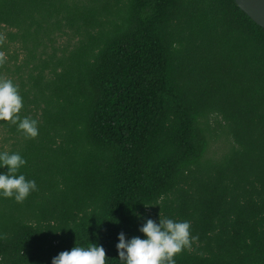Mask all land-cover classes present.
I'll return each mask as SVG.
<instances>
[{"label": "trees", "instance_id": "trees-1", "mask_svg": "<svg viewBox=\"0 0 264 264\" xmlns=\"http://www.w3.org/2000/svg\"><path fill=\"white\" fill-rule=\"evenodd\" d=\"M0 27L32 57L43 37L80 35L19 92L38 134L4 121L37 187L0 197V264L90 242L120 264L117 234L159 214L198 237L176 264H264V29L234 0H0ZM211 115L233 142L218 159Z\"/></svg>", "mask_w": 264, "mask_h": 264}, {"label": "clouds", "instance_id": "clouds-1", "mask_svg": "<svg viewBox=\"0 0 264 264\" xmlns=\"http://www.w3.org/2000/svg\"><path fill=\"white\" fill-rule=\"evenodd\" d=\"M22 97L17 86L10 79L0 78V121L16 124L26 138L38 134L37 121L29 116L21 117ZM26 163L18 152L0 151V197H11L22 202L31 191L36 190V182L26 179L18 169ZM143 236L126 239L125 233L117 234L115 245L120 264H176L175 256L190 248L198 237L191 235L188 220H174L161 217L158 222L151 218L139 227ZM103 246L89 243L88 246L75 245L70 250L59 252L52 257L51 264H105Z\"/></svg>", "mask_w": 264, "mask_h": 264}, {"label": "rangeland", "instance_id": "rangeland-1", "mask_svg": "<svg viewBox=\"0 0 264 264\" xmlns=\"http://www.w3.org/2000/svg\"><path fill=\"white\" fill-rule=\"evenodd\" d=\"M13 32V29L0 27L1 55L3 64L7 67L0 72V78L12 80L18 92L30 87L31 75H34L37 69H43L47 75L59 59L70 54L80 39L77 32L69 29L55 32L50 39L42 38L40 46L34 50L35 56L32 57L28 51L32 46L24 44L18 37H13L11 34ZM44 62H47V67L44 66ZM209 125L211 136L206 158L218 159L232 148L233 142L223 132L224 122L219 116H209ZM19 140L20 137L9 129L4 121H0V150L8 152L17 149Z\"/></svg>", "mask_w": 264, "mask_h": 264}, {"label": "water", "instance_id": "water-1", "mask_svg": "<svg viewBox=\"0 0 264 264\" xmlns=\"http://www.w3.org/2000/svg\"><path fill=\"white\" fill-rule=\"evenodd\" d=\"M238 8L264 29V0H234Z\"/></svg>", "mask_w": 264, "mask_h": 264}]
</instances>
